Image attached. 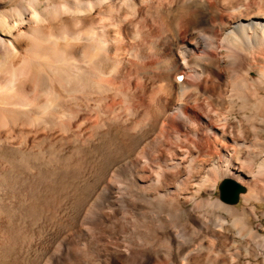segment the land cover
Wrapping results in <instances>:
<instances>
[{"label":"bare ground","instance_id":"6f19581e","mask_svg":"<svg viewBox=\"0 0 264 264\" xmlns=\"http://www.w3.org/2000/svg\"><path fill=\"white\" fill-rule=\"evenodd\" d=\"M259 206L264 0H0V264H264Z\"/></svg>","mask_w":264,"mask_h":264},{"label":"water","instance_id":"95a60500","mask_svg":"<svg viewBox=\"0 0 264 264\" xmlns=\"http://www.w3.org/2000/svg\"><path fill=\"white\" fill-rule=\"evenodd\" d=\"M218 191L222 201L228 204H237L239 195L244 192V188L232 180H223L218 186Z\"/></svg>","mask_w":264,"mask_h":264},{"label":"rangeland","instance_id":"374dc122","mask_svg":"<svg viewBox=\"0 0 264 264\" xmlns=\"http://www.w3.org/2000/svg\"><path fill=\"white\" fill-rule=\"evenodd\" d=\"M222 181V180H221ZM221 181L218 182V185H217V188H216V191L214 192L213 194V198H218L219 197V191H218V186L219 184L221 183ZM208 195L206 193H203L202 194V198H206ZM241 205V199L239 197V201L237 204H234L233 206H237L239 207ZM261 208V211H264V207L263 206H259ZM228 221H230L229 219H227ZM262 222H263V226H264V219H262Z\"/></svg>","mask_w":264,"mask_h":264}]
</instances>
